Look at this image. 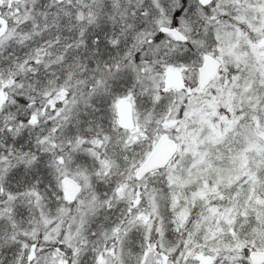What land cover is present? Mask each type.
<instances>
[{"label":"trees","instance_id":"1","mask_svg":"<svg viewBox=\"0 0 264 264\" xmlns=\"http://www.w3.org/2000/svg\"><path fill=\"white\" fill-rule=\"evenodd\" d=\"M23 1H28V9L18 12L8 10L0 0L5 15L14 13L9 19L12 36L0 45V89L8 95L0 110V196L3 193V201L12 202L7 205L11 214L0 219V264H20V256L28 251L20 249L34 243L36 250H47L37 240L22 238L34 229L35 196L44 208H50L47 215L56 223L65 209L73 212L75 202L65 201L61 192L59 159L65 161L71 176L77 169L90 172L93 200L100 203L94 216L83 218L76 213L66 220L70 225L80 223L83 237L75 264H134L145 248L147 227L144 218L119 203L110 188L123 180L124 156L129 159L128 168L138 169L161 132L173 135L160 126L171 112L163 94L155 95L154 76L171 68L198 71L202 56L213 52L208 43L214 38L223 43L231 28L225 23L216 25L210 38L204 15L198 13V23L193 22L190 13H182V0ZM243 5L248 6L245 0ZM161 25L179 27L188 42L176 43L160 31ZM242 30L249 32L246 25ZM225 63L232 72L240 69L228 60ZM262 63L261 70L256 65L248 68L233 89L235 126L216 143L201 141L203 132L194 141L193 148L206 151V157L194 161L193 149L184 150L178 164L173 166L177 154L166 168L151 173L157 176L150 181L157 213L149 234L153 239L161 235L165 250L174 249L170 260H177L176 253L189 248L194 256L201 252L224 258L228 264H241L250 250H264ZM59 91L75 105L53 121L55 112L48 101ZM126 99L134 102L137 112L151 118L141 137L123 146L126 138L119 134L131 131L121 128L116 108ZM156 121L159 126L153 129ZM106 138V155L113 160L107 172L98 170L89 144ZM253 144L262 150L248 152L245 161L237 159ZM114 145L117 149L112 153L109 146ZM215 207L233 209L237 220L232 234L227 230L209 241L206 226ZM190 257L186 259L196 264Z\"/></svg>","mask_w":264,"mask_h":264},{"label":"rangeland","instance_id":"2","mask_svg":"<svg viewBox=\"0 0 264 264\" xmlns=\"http://www.w3.org/2000/svg\"><path fill=\"white\" fill-rule=\"evenodd\" d=\"M4 1L7 5L6 8H9L10 11L14 10L19 12L23 7L28 9V1L22 0L20 3H17L15 0ZM219 6H221L220 3L216 5V7ZM255 8L252 11L251 18L254 20L256 19V21H260L261 19L259 18V15L260 12H262L261 10H263L264 6H258ZM211 9L210 21H213L217 18V15L212 12L214 11V8L212 7ZM244 11L245 13L242 17L243 22L247 14V11ZM262 14H264V12H262ZM12 16H14V13H12ZM12 16L9 17L8 15H6L8 19H12ZM220 20L222 23L224 22L222 18ZM238 22H240V20H238ZM217 23L219 22L214 21V24ZM214 24L211 23V26L213 28L216 27V25ZM209 29L212 28L209 27ZM252 31L254 34L248 35V32L246 33V31H243L241 27H238L237 30L231 31V39L229 43L224 40L223 43H218L217 40L212 41V44L208 43V48L213 51L216 56L222 59L224 66L221 73L207 89L202 90L198 85H196L198 84L199 78L198 72L197 70L195 71L188 67L185 69L171 68L181 72V77L186 81L185 89L181 91H178V89L174 88H170V90H167L165 88V84L169 81V71L171 69L166 73H158V75L154 76L156 78L155 80H153L156 89L155 95L157 98H160L162 96L161 94H163V100H165L167 104V111L171 112V114H167L164 116V118L160 122V126L172 133V136L177 140L180 146L178 157L175 159L173 166L178 164L184 158V150L193 149L194 161L195 159H200L201 157L203 159L204 157H206V151L198 152L195 150V148H193L194 141L197 140V137L198 135H200V133L203 132L202 137H200L199 139L204 143H216L227 134V130L235 126L237 119H235L234 108H232V92L234 87H236L240 80H243L242 77L244 75L243 71L240 69V71L235 70V72H232V68L230 70L225 61L228 60L231 63H234L233 61H245L246 58L249 59L247 57V52H249L250 50L253 56L250 57V59L258 61L259 66H257V68H259L260 70L262 69V62L264 60V46H262L261 42H264V23H262L258 29ZM12 32L13 29H10L9 33L0 41V45L5 43L6 40H8L12 36ZM194 33L195 36H198V33H196V31ZM201 45L198 46L201 47ZM239 51L240 53H237ZM245 80L247 79L245 78ZM0 91H3L6 99H8L7 92L2 89H0ZM48 103L49 106H51V108L49 109L55 112L54 117L52 118L53 121H56V119L58 120L61 116H65V114L71 112V109L75 105L74 101H68L67 94L61 91L56 92L55 96H50ZM1 109L2 108H0V110ZM134 113L137 128L133 132H124L119 134V136L126 138L122 141L123 146H126V144H128L131 139L135 140L141 137L140 134L144 129L143 127H145V125H148L151 118V116H144L141 111L137 112L136 109ZM153 126H155L153 127V129H157V126H159V124H157V121L153 122ZM43 129L45 130V128H42V130ZM54 131H56V129H54ZM261 139L264 140V135H262ZM107 142L108 139L106 138L103 140L97 139L94 142L89 143L90 148L96 153V157L98 159V170L105 172H107L109 170L108 168L113 165V160H111V158L107 157L106 155V147L108 146ZM109 147L111 148L112 153L117 149L116 145ZM262 147H264V145H262L261 148ZM257 148L259 149V152L260 150H262L257 144L250 145V148L244 151V154H239L238 156L236 155L237 159H242L243 161H245L248 156V152L256 151ZM92 150L90 151L92 152ZM119 151L123 152V150ZM116 153L114 154L116 155ZM123 153L126 154L125 151ZM197 155L199 158L197 157ZM124 157L125 158L122 167L123 170L121 171V173L123 174H120L123 180L121 181L119 186H111L110 190L113 192L112 194L115 195V199L119 203L126 205L127 210L130 209V211H134V216H136L137 214L141 215V217L144 218L143 223L147 227L148 235L147 237H145L146 242L144 244L145 248L147 246V249L143 247L144 250L138 257H136V263L134 264H193L189 259H186L187 256H191L190 258L192 261H197L196 264H202V262L200 261V257L204 256L205 254H202L200 252L199 255L194 256L193 254H191L192 251L189 252V248L188 250L186 248L183 253L177 252V260H170L173 257L172 252H174V249L166 248L165 250V244H162L160 242V240L163 241V238H160L161 235H156L154 239L152 236H150L149 232L152 230L154 224L156 223L154 214L157 213L155 209L156 194L155 190L151 189L152 186H150V181L154 182L155 179H157V176L156 174H150L151 176L149 175L148 178H143L141 181H138V184L135 183L132 179V176L134 177L137 168H128L129 159L126 156ZM59 163L60 164L58 165V170L62 173V176L69 175L65 161L63 159H59ZM89 173L86 170L84 171L81 169H77L76 174L72 176L82 184L83 193L79 198L75 200V205L74 207H72L73 212H68V210L65 209V211H63L60 215L61 217L57 223L54 222L53 218L47 215L48 211L50 212V208L48 210L47 208H44L43 205H41L38 196H35L33 205L35 210L33 217L36 219L34 222V229L32 230V232L29 230L30 233L29 231L23 233L22 238L32 241L37 240L38 244H40L41 246L47 245V250L43 251L40 247L36 250L35 243L31 246L28 245L25 248L22 247L24 246L22 244V248L20 249L21 253L24 251V249H27L28 251L24 254L25 256H20L21 263L25 264V262H23L24 260L28 262L27 264L76 263L75 258L77 257L78 250L80 249V245L83 241L79 226L80 223L70 225V222H67L66 220L69 218L70 214L73 215L76 213L79 216L80 214L83 215V218H87V216L90 218L94 216L93 213L95 207L100 204L98 200H96V202L93 200V196L95 195V187L91 183ZM102 184L110 186L106 182H103ZM60 188L61 192L64 193L65 201H68V195L63 190L62 182L60 183ZM4 197L5 196L2 193L0 196V219L7 218L11 214V211L9 213V207L7 206L8 204H12L11 199H9V202H5L2 199ZM24 197L25 199L23 201L25 202V205H28V201H26L28 197ZM111 197L112 196H109L108 202L111 200ZM146 210L148 212H145ZM236 217V211L231 208L230 210H222L221 208L217 207L213 208L210 222L206 226V231L209 235V241L212 239L217 240L221 235H224L227 230L230 234H232L233 224L237 220ZM155 229L157 231H160L159 228ZM49 246L51 250L48 249ZM237 247L238 245L236 246L235 250H237ZM119 249L120 246L117 248V253ZM210 256L212 257L211 264H228V262H224V258L222 260H219V257L215 255ZM184 259L186 260L183 261Z\"/></svg>","mask_w":264,"mask_h":264},{"label":"water","instance_id":"3","mask_svg":"<svg viewBox=\"0 0 264 264\" xmlns=\"http://www.w3.org/2000/svg\"><path fill=\"white\" fill-rule=\"evenodd\" d=\"M199 1L202 3V5L207 6L210 5V3L214 0ZM0 23L2 24L0 29L1 36L8 31V24L7 20L3 17H0ZM161 31L166 34H171L176 42H187L188 40L186 35L176 27H161ZM221 66L220 60L217 59L213 54L205 55L202 67L199 69L200 88H206V86H208L209 83L213 81L220 71ZM183 85L184 81L182 78H179V73L175 70H172L170 72L169 82L166 83L165 87L167 89H170V87H176L180 89L183 87ZM4 101L5 97H3V93L0 92V106L4 104ZM118 113L119 124H121L122 128L125 130H134L136 124L134 121L133 102L129 100L121 101L118 107ZM153 145L154 146L151 148L146 159L140 164L137 172L135 173V178L139 181H141L143 177L150 174L151 172L165 168L173 160L179 150V144L177 143L176 139L165 132L161 133ZM62 182L66 192L68 193L69 200L74 202L82 190L81 184L75 178L70 176L63 177ZM249 257L253 264H264V251L254 249L250 252ZM201 260L204 264H209L211 262V259L208 257H202Z\"/></svg>","mask_w":264,"mask_h":264},{"label":"flooded vegetation","instance_id":"4","mask_svg":"<svg viewBox=\"0 0 264 264\" xmlns=\"http://www.w3.org/2000/svg\"><path fill=\"white\" fill-rule=\"evenodd\" d=\"M182 1H184V5L181 7L182 13L186 12L187 15L190 13L192 16L193 22L198 23L196 22L197 21L196 18H199L198 13H202L204 15L203 21H205V24L207 26L206 32L209 33L208 35L210 36V38H211V35H213V32H212L213 27L211 26V23L214 24V21H215L219 23L214 24V25L222 24L220 20L221 18L224 20L223 23H225L226 25L229 26V28H231V31L237 30L238 27L243 28L245 24H247L246 26L248 27L249 32L248 33L246 32V33L248 35H253L254 33L252 30L258 29L261 26V24L264 23V16H263L264 14H262V12H264L263 11L264 8L263 10H261L262 12H260V15H259V18L261 19L260 21H256V19L254 20L251 18L252 11L254 10L255 7L264 6V0H245V4L248 6L243 5L244 0H214L210 3V5H207V6L202 5V3L199 0H182ZM218 3H220L221 6L216 7ZM194 7H195V10L199 12L194 11ZM212 7L214 8V11L212 12L217 15V18L213 21H210L211 19L210 12L212 10L211 9ZM244 10L247 11V14L243 22L242 17L244 16V13H245ZM238 20H240V22H238ZM209 27L212 29H209ZM230 33H228L227 36L224 38V41H227V43H229L231 39ZM215 40H216L215 38L212 39L210 43L212 44V41H215ZM261 44L262 46H264V42L263 43L261 42ZM237 53H240V51ZM247 53H248L247 57L249 59L246 58L245 61H242V62H239V61L237 62L233 61L234 63L230 62L231 66H234V67L239 66L240 70H242L243 73L248 71V68L253 69L254 65H256V67L259 66L258 61L250 59V57H253L250 50ZM203 57L204 55L202 56V58ZM219 59L222 64L223 61L221 60V58ZM240 70L237 69V71H240ZM198 84H199V79H198ZM241 264H253V263L250 261L249 256H248L247 259H245L244 262H242Z\"/></svg>","mask_w":264,"mask_h":264}]
</instances>
